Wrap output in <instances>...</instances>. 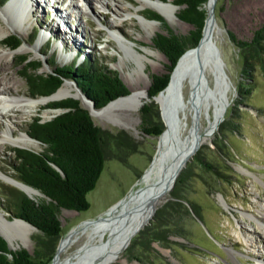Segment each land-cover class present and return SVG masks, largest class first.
<instances>
[{
  "label": "rangeland",
  "instance_id": "374dc122",
  "mask_svg": "<svg viewBox=\"0 0 264 264\" xmlns=\"http://www.w3.org/2000/svg\"><path fill=\"white\" fill-rule=\"evenodd\" d=\"M103 1L22 0V6L33 2L32 7L36 10L32 16L20 9L11 12L13 18L0 12V24L4 28L11 24L17 27L16 31H8L4 38L16 34L22 39L21 45L28 47L9 57L5 70H2L12 77L14 82L11 83L19 94L30 96L25 79L18 73L20 66H15L19 54L41 60L42 67L38 72L48 73L59 65L71 63L79 53L77 63L89 57L116 71L128 88V93L132 86L127 83L144 86L147 74L151 78L152 74L160 75L167 71L168 59L155 48L153 36L156 32L166 33L168 28L178 34H186L192 26L177 17L176 13L172 17L173 22L169 23L158 12L164 23L158 21V28L152 31L143 25L140 14L146 9L156 10L145 7L139 10V14L136 13L143 0ZM14 15L21 20L14 18ZM215 16L218 29L211 36L210 46L220 61V67L214 71L208 70L204 81L195 87L185 82L178 106L181 137L186 141L184 148L192 149V154L181 169L191 171L186 194L194 204H198L201 216L187 205L188 212L181 218L180 231L164 233L167 236L164 243L152 241L148 248H143L137 241V234L122 253V258L127 262L264 264V223L256 218L260 215L259 210L264 213V59L254 62L253 67H247L244 60L247 52L237 47L228 35V31H231L240 39L251 40L254 32L264 25V0H217ZM109 22L116 27H110ZM39 23H42V27L32 41L31 34ZM44 25H50V31ZM55 30L59 33L56 34ZM124 36L136 41V48L141 52L144 47L155 49L145 59V67L132 58L124 45ZM4 38L0 40V49L7 47L3 43ZM8 40L13 42L12 38ZM35 45H40V49L34 50L32 47ZM74 80L72 77L63 81L72 85L73 95L60 99L71 97L78 100L82 107L84 101L96 107ZM155 98L150 99L147 93L141 107L149 104L151 123H161L164 128L160 106ZM50 100L20 113L6 112L7 115L0 116V137H3L4 129L9 125L16 136L25 131L33 116L39 114L43 120H47L63 111L59 109L54 112V109L45 108ZM0 110H6L2 102ZM92 118L103 132L106 159L96 186L87 194L89 208L83 211L60 209L61 231L50 250L41 232L33 227L29 234L24 235L23 243L19 238L10 241L14 245L19 243L15 249H10L25 248L35 260H45L47 256L43 254L50 253L51 264L61 239L73 231L69 236L71 244L62 250L58 259L60 262L65 256L78 251L85 241L84 230L78 231L83 222L96 219L126 193L138 190L135 182L150 163L158 135L143 131L140 110L136 113L127 103ZM122 123H128L129 127L125 128ZM16 146L23 147L0 142V184H11L5 180L6 175L17 179L11 165L13 153L9 151V148ZM44 146L35 140L33 146L26 148L40 151ZM209 164L215 168L212 169ZM171 190L159 205L171 198ZM0 210L8 220L14 219L6 211L1 197ZM229 252L235 255L238 262ZM111 264L126 262L117 260Z\"/></svg>",
  "mask_w": 264,
  "mask_h": 264
},
{
  "label": "trees",
  "instance_id": "16d2710c",
  "mask_svg": "<svg viewBox=\"0 0 264 264\" xmlns=\"http://www.w3.org/2000/svg\"><path fill=\"white\" fill-rule=\"evenodd\" d=\"M206 2L207 0H172L178 6L177 17L188 22L192 28L186 34H178L168 28L166 33L156 32L153 36L155 48L167 57L168 65L164 74L151 75L147 90L150 99L166 87L180 56L198 44L207 17ZM143 15L164 23L163 17L156 11L146 9ZM54 32L59 33L57 30ZM228 35L237 47L247 52L244 54L247 67H253L254 62L264 59V25L254 32L251 40L240 39L231 31H228ZM36 36L37 29L33 30L31 40ZM10 38L13 42L10 43L7 38L3 41L10 49H15L22 43V39L16 34ZM48 47L49 45L46 48ZM42 53L46 54L45 51ZM76 61L77 57L71 63L57 66L48 74H41L37 72L42 65L41 60H28V56L22 54L18 55L15 66H20L18 73L25 79L31 97L49 96L65 79L72 77L96 107L104 106L128 93V88L116 71L89 57H85L80 63ZM44 107L63 110L47 120H43L38 114L27 124L25 132L45 145L44 149L36 151L26 147L9 148L13 153L11 165L17 179L39 190L44 198L29 197L21 189L6 183L0 184V197L12 217L28 221L41 232L50 250L61 231L58 216L60 209L83 211L89 208L87 194L94 189L101 175L106 149L103 132L94 123L89 110L82 107L78 100L71 97L50 100ZM140 113L141 127L145 133L159 135L163 131L161 123H151L149 104L141 107ZM195 157L198 158V155ZM209 167L215 168L211 164ZM178 174L171 190V198L157 206L149 224L138 233L137 241L143 248H148L152 241L164 243L167 239L164 234L166 232H179L181 218L188 212L187 205L201 216L198 204H194L186 194L191 171L183 169ZM45 255V260H35L25 248L12 250L0 234V264H49L52 254H43Z\"/></svg>",
  "mask_w": 264,
  "mask_h": 264
},
{
  "label": "bare ground",
  "instance_id": "6f19581e",
  "mask_svg": "<svg viewBox=\"0 0 264 264\" xmlns=\"http://www.w3.org/2000/svg\"><path fill=\"white\" fill-rule=\"evenodd\" d=\"M21 1L10 0L5 5L3 4L0 12H3L9 18H13L11 12L20 9L24 10L27 15L31 14L30 16H32V13L36 10L32 7L34 5L33 2L29 5L23 4L22 6ZM98 1L102 2L103 0ZM216 2L217 0H207L205 6L208 13L199 44L187 49L181 55L171 73L168 84L155 98L160 106L164 129L157 137L156 149L148 167L135 182L139 186L138 190L126 193V196H123L104 210L96 219L83 222L78 231L84 230L86 234L85 241L80 244L78 251L65 256L58 262L62 250L71 244L69 242V236L73 231L69 232L66 237L61 239L58 252H56V257L51 264H111L117 260H123L126 264H138L137 262H127V260L122 258V253L131 240L144 228L160 202L166 198L178 173L192 154L191 148H184L186 141L181 137L178 106L182 96V88L185 82H189L195 87L196 84L204 81L208 70L214 71L220 67V61L210 46L211 36L218 29L214 12ZM145 7L156 10L169 23L173 22L172 17L177 11V6L172 3V0H143L141 5L136 9V13L139 14V10ZM15 17L21 20L18 15H14ZM140 18L143 21V25L152 31L159 26L158 21L148 19L143 14H140ZM109 26L116 27L111 22H109ZM11 30L16 31L17 27L11 24L10 27L4 28L0 24V40ZM124 39H126L125 36ZM135 44L136 41L126 39V44L124 45L131 52L132 58L142 67H145V59L149 58L148 54L155 52V49L144 47L143 52H141L136 48ZM27 48L25 45H20L15 50L7 47L0 49V78L3 80L0 84V102L4 104V109L6 108V110H0L1 117L11 112H23L29 107L39 106L50 99H60L73 95L72 85L67 82L63 83L49 96L31 97L19 94L18 89L14 88L13 83H11L14 82L11 79L12 77L3 73L4 71L2 70H5L9 57L13 56L18 50ZM32 48L39 50L40 45L38 47L35 45ZM146 78L144 86H134L132 83L129 84L126 82L132 86L130 93L118 97L104 107L96 108L89 101H84L83 105L90 111L92 117L107 114L109 111L114 110L116 106L123 103L129 104L137 113L144 99L147 97V89L150 84L148 74ZM58 110L54 109L53 111L57 112ZM122 125L125 128L129 127L128 123H122ZM133 126L136 127L135 124ZM34 141L35 139L31 138L25 131H21L15 136L10 125L4 129L3 137H0L1 143H10L23 147L33 146ZM4 178L7 182L22 189L33 198H40L42 195L39 190L23 183L13 176L6 175ZM259 213L260 215L256 218L264 223V213L262 210H259ZM31 230L32 227L20 219L14 218L8 220L0 210V233L7 242L9 241L8 245L10 248L15 249L19 245V243L14 245L10 241L19 238L23 243L24 235L29 234ZM229 253L234 261L238 262L235 255L232 252ZM228 264L231 263L228 262Z\"/></svg>",
  "mask_w": 264,
  "mask_h": 264
},
{
  "label": "water",
  "instance_id": "95a60500",
  "mask_svg": "<svg viewBox=\"0 0 264 264\" xmlns=\"http://www.w3.org/2000/svg\"><path fill=\"white\" fill-rule=\"evenodd\" d=\"M174 5H175V4H174ZM176 6H177V5H176ZM207 13H208V11H207ZM156 21H158V20H156ZM205 22H206V20H205ZM204 25H205V24H204ZM203 28H204V27H203ZM202 35H203V32H202ZM10 36H11V35H10ZM10 36H8L7 39L10 38ZM201 38H202V36H201ZM201 38H200V40H201ZM4 39H5V38H4ZM200 40H199V42H200ZM8 41H9V40H8ZM9 42H10V41H9ZM199 42H198V44H199ZM10 43H11V42H10ZM20 45H21V44H20ZM20 45H19V46H20ZM5 46H6V45H5ZM19 46H18V47H19ZM18 47H17V48H18ZM17 48H15V49H17ZM15 49H12V50H15ZM19 55H22V54H19ZM25 55L28 56V60H36V61L38 60L37 58H30L28 54H25ZM180 57H181V56H180ZM179 59H180V58H179ZM179 59H178V61H179ZM178 61H177V62H178ZM176 64H177V63H176ZM175 66H176V65H175ZM41 67H42V65L38 68V70H39ZM174 68H175V67H174ZM38 70H37V72H38ZM38 73H39V72H38ZM48 73H50V72H48ZM48 73H41V74H48ZM62 84H63V82H62ZM62 84H61V85H62ZM61 85H60V86H61ZM160 92H161V91H160ZM112 101H113V100H112ZM89 112H90V111H89ZM90 114H91V113H90ZM161 133H162V132H161ZM161 133H160V134H161ZM160 134H159V135H160ZM31 138H32V137H31ZM33 139H34V138H33ZM35 140H36V139H35ZM17 188H18V187H17ZM19 189H20V188H19ZM21 190H22V189H21ZM22 191H23V190H22ZM23 192L26 193L25 191H23ZM26 194H27V193H26ZM27 195H28L29 197H31L29 194H27ZM154 213H155V211H154ZM154 213L152 214V216L154 215ZM152 216L150 217V219L152 218ZM15 218H16V219H20V220L26 222V223L29 224L31 227H33V228L36 229V227L33 226L32 224H30L28 221H25V220H23V219H21V218H17V217H15ZM150 219L148 220V222L150 221ZM148 222H147V223H148ZM147 223H146V224H147ZM0 234H1V233H0Z\"/></svg>",
  "mask_w": 264,
  "mask_h": 264
}]
</instances>
